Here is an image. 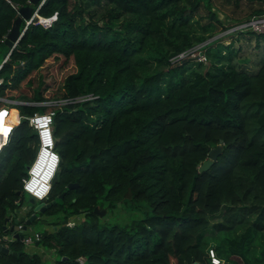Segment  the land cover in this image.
Returning a JSON list of instances; mask_svg holds the SVG:
<instances>
[{"label": "trees", "instance_id": "trees-1", "mask_svg": "<svg viewBox=\"0 0 264 264\" xmlns=\"http://www.w3.org/2000/svg\"><path fill=\"white\" fill-rule=\"evenodd\" d=\"M11 1L37 12L2 57L9 53L0 67V94L21 100L23 116L54 112L60 161L42 200L55 201L37 211L51 218L36 244L52 250L54 264H212V255L217 264H264V57L253 71L213 61L188 76L181 60L172 62L264 14V0H249L247 16L231 25L212 9L231 0H195L189 13L185 0ZM200 3L210 32L190 39L179 26ZM96 4H106L99 18L89 9ZM17 15L0 0V45ZM261 41L255 48L264 50ZM51 57L72 60L74 70L46 96L54 77L45 80L42 70ZM149 60L168 67L150 71ZM38 143L22 117L0 151V225L18 206L15 200L21 205L24 199L22 178ZM219 144L217 158L199 171ZM69 182L77 185L69 188ZM119 202L143 213L108 223L94 211ZM9 246L17 253L0 250V264H48L43 250L27 251L20 239Z\"/></svg>", "mask_w": 264, "mask_h": 264}, {"label": "rangeland", "instance_id": "rangeland-1", "mask_svg": "<svg viewBox=\"0 0 264 264\" xmlns=\"http://www.w3.org/2000/svg\"><path fill=\"white\" fill-rule=\"evenodd\" d=\"M192 1L195 0H185L182 4V6H185V12H190V5ZM224 2V0H223ZM228 3V1H225ZM233 0L230 1L229 4H226L227 6H224L220 9L217 8V6L214 4L212 9H217L218 16L221 20L224 21V24L231 25L234 23V20H238L239 18H243L247 16V13L250 11L251 7L254 5L249 0H239L238 4L235 5L232 3ZM250 2V3H249ZM198 10L196 11L194 15H192L190 21L185 24L184 26H179L184 32L187 33L188 37L190 39H196L198 36H206L210 31H206V28L203 27L205 24H208V16L207 11L205 10L203 3H200ZM106 4H99V5H90V10L93 12V15L95 18H99L101 16V13L104 12V7ZM215 7V8H214ZM201 14V15H199ZM170 17L168 16L166 19L168 20ZM212 29L217 27V24L214 22H210L209 24ZM117 27V26H116ZM236 29V30H234ZM242 28H236L235 26H232L228 29H224L221 32H218L214 36L208 38L205 41H209L210 39H215L218 36H222L220 39L214 41L210 46L207 48L200 49L199 45H201L203 42L196 44L194 48L189 50L188 52L184 54H180L179 57H176L172 60L173 63L177 62L178 60H181L183 64H185L184 69L182 70V74L185 76H188L189 72L194 68H205L210 67L209 65L211 63H218L221 62L224 65V68H228L230 66H235L239 69H246L249 71H253L257 67V63L260 59L264 57V50L261 48H255L258 41L260 40V43L258 44V47L262 44V41L264 39V34L261 35L263 39L258 38L257 36H254L250 34L249 32H239ZM229 32V33H226ZM226 33V34H225ZM224 34V35H223ZM180 37H182V34H180ZM9 46L6 44L0 45V61L4 55V53L7 51V48ZM221 57H220V56ZM61 57L58 58H50L48 59V68H44L42 70V73H46L48 75L45 76V80L50 81L52 80V76L54 77V83L53 87L45 91L46 96H50L51 89H55L57 86L60 87L61 79L62 77L67 74L68 72L74 70V65L72 60L69 62H61ZM202 60V65H199L198 63ZM221 60V61H220ZM148 66L150 67V71L159 70L161 69H167L168 66L161 65L160 63H152L151 60L148 62ZM50 90V91H49ZM56 90V89H55ZM12 97H16L15 94L11 95ZM8 98V97H7ZM12 99V98H11ZM5 106H12L17 113L19 114V108L17 103H10L7 101L3 102ZM48 103H57L56 101L48 102ZM93 118V117H92ZM91 124V121H89ZM24 199L21 203L22 207H27L31 204L29 194H27L25 191H23ZM38 199L35 200L34 203H37ZM34 205V204H33ZM130 205L119 202L118 205L113 209H108L106 207H102L104 210V213L99 215L102 217V220L107 221L108 223L113 222H124V220H127L128 218H131L132 216L136 214H142V208H139L138 210L132 212V208L129 207ZM20 207H18L19 209ZM20 208V209H21ZM22 210V209H21ZM20 211V210H19ZM19 211L17 213H19ZM33 211V208H28L27 214L29 212ZM81 215H76L70 217L69 222H77L81 219ZM49 216L42 215L41 217H38L32 222L27 224L26 228V234H30L35 230H43L46 225L45 219H50ZM31 248H36V250H43V258L47 260L48 264H54V259L52 257V250L49 249H43L41 247H38L37 245L29 244L25 245L24 249L27 251H30ZM54 256V255H53ZM215 261V259H214Z\"/></svg>", "mask_w": 264, "mask_h": 264}, {"label": "built area", "instance_id": "built-area-1", "mask_svg": "<svg viewBox=\"0 0 264 264\" xmlns=\"http://www.w3.org/2000/svg\"><path fill=\"white\" fill-rule=\"evenodd\" d=\"M10 4L19 12L20 6L12 2L11 0H7ZM44 0H40V5ZM37 8L34 9V13L30 18L24 19V25L21 28V33H23L26 26L31 22L33 17L36 15ZM236 28L242 29H250L255 32H264V14L252 16L250 19L246 21H242L236 25ZM17 41L13 44L12 48L15 46ZM9 59V53H7L0 63V67L4 61ZM23 63V62H21ZM3 82V78L0 77V86ZM4 101L10 103H20L21 100L15 98H7L4 95L0 94V113L2 114V123L7 126L5 132L0 131V151L1 149L7 145L10 140V136L12 134L14 126L21 120L22 117L28 119L29 125L33 127L38 137V149L35 155L34 160L28 166L27 175L22 178V189L29 194V196L34 199L42 200L45 198L51 187V180L58 170L60 156L55 149V141L52 132V121H53V111H45V112H34L31 115L23 116L20 113H17V122L10 123L9 115L10 109L12 106H5ZM39 104H45L47 102H38ZM8 124V125H6ZM15 203L18 206L10 208L7 214V221H4L0 225V244L9 246V243L20 239L24 245L35 244V241H39L40 232L38 230L33 231L30 234H26V228H24V221H20V217H28L27 210L28 207H22L19 204V200H15ZM18 207H20L18 209ZM20 210V211H19ZM19 211V213H17ZM17 220V222H15ZM3 225H5L3 227ZM16 233L23 234L21 238L15 236ZM36 245V244H35ZM10 247V246H9ZM215 259V261H214ZM77 260L80 262L83 261L81 257H78ZM217 259L212 255V264H217Z\"/></svg>", "mask_w": 264, "mask_h": 264}, {"label": "water", "instance_id": "water-1", "mask_svg": "<svg viewBox=\"0 0 264 264\" xmlns=\"http://www.w3.org/2000/svg\"><path fill=\"white\" fill-rule=\"evenodd\" d=\"M32 3H36L37 0H30ZM34 13V10H33V7L31 5H24V6H20L19 8V12H18V15L16 16V18L14 19L8 33L6 34L5 36V39H4V42L6 45H8L10 48H12L13 44L18 41V39L20 38L21 36V29H20V25L22 23V21L24 19H27V18H30L32 16V14ZM221 148H222V145L219 144L218 146L216 147H213L209 150L208 152V158L205 159L199 166V171H204L206 169L209 168V166L213 163V161L217 158L218 154L220 153L221 151ZM77 183L76 182H69L68 183V187L71 188V187H74L76 186ZM18 193H20V191H18ZM63 196V193L60 194V197ZM55 200H51V202H47L45 200H40L38 201L37 203H34L35 202V199L33 197L30 198V202L31 204L28 206V208H33V211L32 213L30 214L29 217H23L21 216L20 217V221H24V225L23 227L25 228L27 226L28 223L32 222V220H34L36 217L38 218V214H37V211H44V209L49 206L52 202H54ZM34 204V205H33ZM94 211L96 213H98L99 215H101L102 213H104V210L103 209H98L97 206H95L94 208ZM8 218L6 217L5 221H7ZM15 222H17V220H15ZM70 223V224H73V222H69L67 221V219H64L63 220V223ZM5 225H3L4 227ZM47 233V230H45L43 232V234ZM23 234H19V233H16L15 236L18 237V238H21ZM39 241H35V244H38ZM0 250L4 251V252H12V253H17L16 251H13L9 246H5V245H1L0 244Z\"/></svg>", "mask_w": 264, "mask_h": 264}, {"label": "bare ground", "instance_id": "bare-ground-1", "mask_svg": "<svg viewBox=\"0 0 264 264\" xmlns=\"http://www.w3.org/2000/svg\"><path fill=\"white\" fill-rule=\"evenodd\" d=\"M10 115H9V121L10 123H16L17 122V111L16 112H12L10 109ZM2 114L3 112L0 113V131L5 132L7 129V126H5V124L2 123ZM8 125V124H6Z\"/></svg>", "mask_w": 264, "mask_h": 264}, {"label": "crops", "instance_id": "crops-1", "mask_svg": "<svg viewBox=\"0 0 264 264\" xmlns=\"http://www.w3.org/2000/svg\"><path fill=\"white\" fill-rule=\"evenodd\" d=\"M23 21H24V20H23ZM1 61H2V59H1ZM28 206H29V205H28ZM28 206H27V207H28ZM32 250H36V248H31V250H30V251H32Z\"/></svg>", "mask_w": 264, "mask_h": 264}, {"label": "clouds", "instance_id": "clouds-1", "mask_svg": "<svg viewBox=\"0 0 264 264\" xmlns=\"http://www.w3.org/2000/svg\"><path fill=\"white\" fill-rule=\"evenodd\" d=\"M22 35V34H21ZM11 49V48H10ZM50 189H51V187H50Z\"/></svg>", "mask_w": 264, "mask_h": 264}, {"label": "flooded vegetation", "instance_id": "flooded-vegetation-1", "mask_svg": "<svg viewBox=\"0 0 264 264\" xmlns=\"http://www.w3.org/2000/svg\"><path fill=\"white\" fill-rule=\"evenodd\" d=\"M46 201V200H45Z\"/></svg>", "mask_w": 264, "mask_h": 264}]
</instances>
